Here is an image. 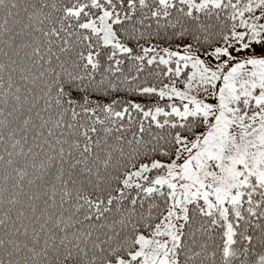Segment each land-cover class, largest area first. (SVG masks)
<instances>
[{"label":"snow or ice","instance_id":"6c2138e0","mask_svg":"<svg viewBox=\"0 0 264 264\" xmlns=\"http://www.w3.org/2000/svg\"><path fill=\"white\" fill-rule=\"evenodd\" d=\"M0 264H264V0H0Z\"/></svg>","mask_w":264,"mask_h":264}]
</instances>
